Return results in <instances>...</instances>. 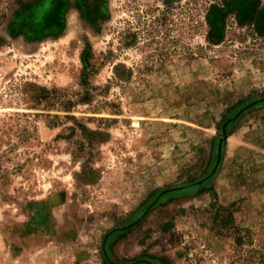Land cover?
Segmentation results:
<instances>
[{
    "label": "rangeland",
    "instance_id": "rangeland-1",
    "mask_svg": "<svg viewBox=\"0 0 264 264\" xmlns=\"http://www.w3.org/2000/svg\"><path fill=\"white\" fill-rule=\"evenodd\" d=\"M76 1L31 40L9 26L47 0H0V264H264V104L232 123L202 190L105 238L210 171L223 122L264 96V36L228 14L213 42L220 0ZM33 84L73 105L31 104Z\"/></svg>",
    "mask_w": 264,
    "mask_h": 264
},
{
    "label": "trees",
    "instance_id": "trees-1",
    "mask_svg": "<svg viewBox=\"0 0 264 264\" xmlns=\"http://www.w3.org/2000/svg\"><path fill=\"white\" fill-rule=\"evenodd\" d=\"M101 1L102 0H77L76 3L79 8L86 9V12L89 13L90 8L91 10L95 9V12L100 11ZM162 1L166 5L171 2V0ZM69 4V0H47L46 5L42 4L35 7L34 9L29 7L22 12L17 21H13L10 24L9 31L21 32L31 40L42 39L45 37H56L63 31V28L65 27V14ZM260 4V0H220L212 2L207 8V14L205 17L211 40H213V42H219L223 40L226 24L225 20L228 14H233L236 22L240 26L254 27L256 33L264 36V7H262ZM90 55V47H87L82 51L81 58L84 62V66L87 68H92V65L90 64ZM120 67L121 65L119 63H115L113 65V69L115 71L114 73H116L114 76L118 80L124 76L123 72H117V70L119 71ZM30 90L31 93L27 95V97L33 105L43 104L44 107L54 106L53 102L55 100L63 108H69L71 105H73L72 101H68L67 104L64 103L62 96H60L58 91L54 88L49 89L42 85L33 84ZM11 147L12 146L10 145L7 150H1L0 168L3 157L8 151L11 150ZM4 178L5 175L0 172V185H4ZM208 182L209 180L206 183L201 184L193 192L202 190L204 186L208 184ZM188 193L171 194V196ZM164 195L170 194L165 193L160 195L156 202L161 196ZM217 209L225 208L224 206L218 205ZM231 218V214L221 218L220 225L225 226L229 222L228 220ZM149 264L153 263L149 262Z\"/></svg>",
    "mask_w": 264,
    "mask_h": 264
},
{
    "label": "water",
    "instance_id": "water-1",
    "mask_svg": "<svg viewBox=\"0 0 264 264\" xmlns=\"http://www.w3.org/2000/svg\"><path fill=\"white\" fill-rule=\"evenodd\" d=\"M264 104V96L253 99L251 101H248L247 103L243 104L240 108H238L234 114L227 118L223 124L221 125L218 134L216 136L215 139V149H214V161L212 164V167L210 169V171L203 177L190 182V183H185L182 185H177L174 187H170V188H166V189H162L157 196L154 198V200L152 201V203H150L146 208L138 211L137 213H135L133 220L126 226L124 227H120V228H116L113 229L112 231H110L109 233H107V235L105 236V238H109L110 235L114 232H121L122 230L131 227L132 225H134L147 211L148 209L151 207V205H153L156 200L158 199V197L162 194H179V193H188V192H193L195 191L201 184L206 183L208 180H210L216 170L218 169L220 163H221V156H222V148H223V143L224 140L227 136V131L228 129L231 127L232 123L244 112H246L248 109H250L251 107L255 106V105H261Z\"/></svg>",
    "mask_w": 264,
    "mask_h": 264
},
{
    "label": "flooded vegetation",
    "instance_id": "flooded-vegetation-1",
    "mask_svg": "<svg viewBox=\"0 0 264 264\" xmlns=\"http://www.w3.org/2000/svg\"><path fill=\"white\" fill-rule=\"evenodd\" d=\"M115 264V263H114Z\"/></svg>",
    "mask_w": 264,
    "mask_h": 264
}]
</instances>
